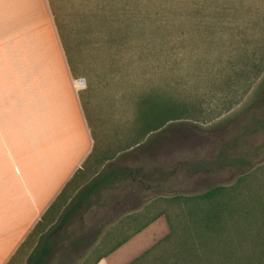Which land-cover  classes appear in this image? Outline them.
<instances>
[{
    "label": "trees",
    "instance_id": "16d2710c",
    "mask_svg": "<svg viewBox=\"0 0 264 264\" xmlns=\"http://www.w3.org/2000/svg\"><path fill=\"white\" fill-rule=\"evenodd\" d=\"M47 4L93 144L8 264L25 251L23 264H49L61 249L88 250L80 264H95L159 216L166 234L125 264H264V164L230 185L133 208L129 183L140 170L115 163L167 122L228 111L259 77L249 100L264 96V0ZM241 163L219 154L185 168ZM92 207L106 211L84 234Z\"/></svg>",
    "mask_w": 264,
    "mask_h": 264
},
{
    "label": "rangeland",
    "instance_id": "374dc122",
    "mask_svg": "<svg viewBox=\"0 0 264 264\" xmlns=\"http://www.w3.org/2000/svg\"><path fill=\"white\" fill-rule=\"evenodd\" d=\"M44 18L39 17L37 28L30 24L6 31L0 47V247L32 216V200L41 201L57 173L69 169L71 157L91 144L56 29ZM259 80L219 116L204 122H167L121 154L116 164L140 170L129 183V207L141 208L154 197L195 195L213 185H230L264 164V96L249 100ZM106 127L103 123L100 128L101 139ZM219 154L242 163L185 168L209 163ZM105 211L92 207L83 218L82 232L93 229L92 222ZM166 232V221L157 217L107 255V263L125 264ZM25 253L14 264H23ZM67 254V249L59 250L49 264H80L88 250L80 258L74 251Z\"/></svg>",
    "mask_w": 264,
    "mask_h": 264
},
{
    "label": "crops",
    "instance_id": "0c3cea01",
    "mask_svg": "<svg viewBox=\"0 0 264 264\" xmlns=\"http://www.w3.org/2000/svg\"><path fill=\"white\" fill-rule=\"evenodd\" d=\"M47 0H0V47H3L5 41L3 38L6 36V31L13 32L16 29L20 30L24 26L32 25L33 27H38L39 17H45L44 21L52 22V26H54V22L52 19V15L50 10H48ZM5 33V35H4ZM57 33V32H56ZM58 38V35H57ZM58 43L60 45V49L64 58L65 67L70 75L67 62L65 60L63 50L58 38ZM71 77V75H70ZM72 79V77H71ZM74 84V81L72 79ZM74 89L76 92V96L79 102L80 109L82 111L80 101L78 98L77 90L74 84ZM82 119L84 121V126L86 131L88 132V136L91 139V144L88 141V147L86 151L75 154L71 157L69 162V167L66 165L67 170L63 169L61 172L57 173L56 180H54L51 185V188L47 185V189L45 191L44 197L41 201L32 200V204H30L32 208V216L26 217V220L22 221V227L18 231L10 242L6 243V245L0 247V264H8L9 260L15 253L21 242L27 236V233L31 228L36 224L38 219L44 213V211L48 208L51 202L56 198L59 192L62 190L66 182L73 176L74 172L80 167L82 162L85 160L89 152L92 148V138L89 133V129L87 127V123L82 111ZM90 145V146H89ZM95 264H108L106 258L99 259Z\"/></svg>",
    "mask_w": 264,
    "mask_h": 264
}]
</instances>
